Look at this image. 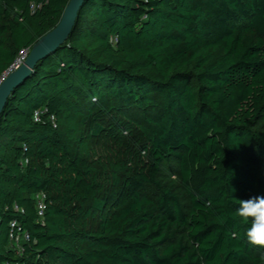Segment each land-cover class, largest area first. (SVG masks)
<instances>
[{"label": "trees", "instance_id": "1", "mask_svg": "<svg viewBox=\"0 0 264 264\" xmlns=\"http://www.w3.org/2000/svg\"><path fill=\"white\" fill-rule=\"evenodd\" d=\"M68 3L0 0V76ZM258 195L264 0H88L0 118V264H264Z\"/></svg>", "mask_w": 264, "mask_h": 264}, {"label": "water", "instance_id": "2", "mask_svg": "<svg viewBox=\"0 0 264 264\" xmlns=\"http://www.w3.org/2000/svg\"><path fill=\"white\" fill-rule=\"evenodd\" d=\"M88 0H69L59 23L38 40L19 68L8 70L0 84V118L14 92L27 81L40 62L60 50L69 40L79 14Z\"/></svg>", "mask_w": 264, "mask_h": 264}, {"label": "clouds", "instance_id": "3", "mask_svg": "<svg viewBox=\"0 0 264 264\" xmlns=\"http://www.w3.org/2000/svg\"><path fill=\"white\" fill-rule=\"evenodd\" d=\"M237 215L249 224L246 231L248 243L264 249V195L239 200ZM260 259L264 260V255Z\"/></svg>", "mask_w": 264, "mask_h": 264}, {"label": "built area", "instance_id": "4", "mask_svg": "<svg viewBox=\"0 0 264 264\" xmlns=\"http://www.w3.org/2000/svg\"><path fill=\"white\" fill-rule=\"evenodd\" d=\"M28 54H29V51L23 52L21 54V56L19 57V59L16 61V63L12 66V68L13 69L19 68L20 65L23 64V62H21L22 59L25 61ZM7 72H5V74L0 76V84L3 82V80L7 76ZM52 119L54 120V118H52ZM35 121H37V123L41 121L39 113L35 114ZM45 200H46V195L44 193H40L36 196V207H37L38 214H39L40 218L44 217L45 209L47 207L45 204ZM12 226L15 227L16 223H13ZM10 239L12 241L13 247L17 250V252L19 254H22L24 252L23 243H28L32 240L29 233L23 232V231L12 232L10 234Z\"/></svg>", "mask_w": 264, "mask_h": 264}, {"label": "rangeland", "instance_id": "5", "mask_svg": "<svg viewBox=\"0 0 264 264\" xmlns=\"http://www.w3.org/2000/svg\"><path fill=\"white\" fill-rule=\"evenodd\" d=\"M176 178H177V176L175 175V176H173V177H172V178H170V179H171V180H172V179L174 180V179H176Z\"/></svg>", "mask_w": 264, "mask_h": 264}, {"label": "bare ground", "instance_id": "6", "mask_svg": "<svg viewBox=\"0 0 264 264\" xmlns=\"http://www.w3.org/2000/svg\"><path fill=\"white\" fill-rule=\"evenodd\" d=\"M21 62H23L24 63V60L22 59V61Z\"/></svg>", "mask_w": 264, "mask_h": 264}]
</instances>
